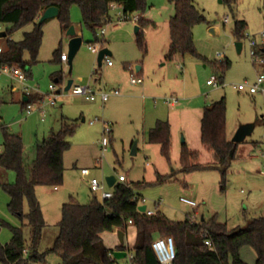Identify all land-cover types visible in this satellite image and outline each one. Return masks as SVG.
Segmentation results:
<instances>
[{"label":"rangeland","instance_id":"obj_1","mask_svg":"<svg viewBox=\"0 0 264 264\" xmlns=\"http://www.w3.org/2000/svg\"><path fill=\"white\" fill-rule=\"evenodd\" d=\"M194 2L204 16V21L193 30L195 47L201 57L184 61L181 56L172 61L165 59L170 43L169 22L175 15L174 6L168 0H146L144 11L139 10L130 20L121 22L122 8L116 7L111 12V22L96 34L83 23L80 6L72 5L71 22L76 27L77 36L83 39L73 58L72 68L68 63H61L59 58L56 62L54 57L56 51L69 55L71 38L67 35L68 30L61 29L58 18L48 20L43 27L44 40L38 61L32 64L26 83L6 75L0 78V152L4 150L2 127H6L8 132L22 136L24 162L29 168L36 158L37 139L48 136L51 131H59L63 118L78 120L75 133L67 137L71 149L64 155V176L74 190H82V195L77 197L74 194L79 191L72 190L69 201L75 199L88 204L96 196L101 200L99 195L91 192L81 175V169L89 167L92 176L99 180L124 176V184L138 186L140 206L145 205L175 222L183 221L197 211V218L209 220L217 217L232 230L243 228L251 219L264 215V94L251 95L248 91L236 89L240 84H255L258 74L264 73V64L258 63L264 56L252 55L248 38L255 39L260 50V44L264 43L261 37L264 32V0H235L232 5L223 0ZM140 17L156 23V27L142 28L147 54L137 43L136 27L140 26ZM226 17L230 19L228 23ZM236 20H245L247 24L240 40L243 44L241 52L237 51L235 44L238 42L234 34ZM10 28V25H1L0 32H7ZM30 29L31 26H27L15 31L12 38L22 40ZM211 29L215 30L214 34L210 33ZM3 44L4 39H0L1 47ZM89 44H97L101 50L108 49L113 66L108 67L105 60L100 66L98 54L89 50ZM24 59L30 60L28 52H25ZM227 59L231 66L223 81L218 79L217 88L208 86V80L220 76L219 65ZM137 66L142 67L140 73L136 72ZM24 72L27 73V69ZM132 72L144 80V87L139 86L141 89L130 84ZM58 78L61 80L57 82ZM69 80L74 85H90L94 91L120 89L122 95L111 97L106 104L89 102L71 90H65ZM51 85L55 87L54 91L50 89ZM25 86L33 98V111L29 115L26 106H22L23 98L28 97ZM58 90L60 94H56ZM35 94L40 98L35 99ZM168 98L177 99V104L171 105ZM222 98L227 103V133L231 141L240 126L255 124L254 132L243 143L236 144V154L226 175L225 192L221 190L220 170L205 168L185 173L181 171L180 163L182 146L188 140L189 149L199 152V163L207 166L215 162L212 153L201 145L199 133L204 108ZM52 99H56L54 104ZM96 118L100 122L90 125V121ZM158 120H168L171 126L170 160L163 156L160 145L149 142L150 130ZM102 122L112 129L105 151L101 147ZM252 141L259 143L257 147ZM134 144L137 147L135 155L132 154ZM8 173L13 175L10 180L6 177ZM160 175L165 178L164 183L158 182ZM15 180L14 171L0 167L2 244L11 241L10 225L19 227L22 224L10 212L9 195L2 188L3 184H12ZM46 198L41 194L49 225L43 230L40 253L53 247L62 217L61 205L49 206ZM181 198L195 201L197 207L182 203ZM24 210L29 211L27 202ZM24 234L29 243V227H24ZM134 235V229L129 227L128 243L133 242ZM104 237L109 246L116 240L111 232H106ZM42 264L62 262L58 256L49 254Z\"/></svg>","mask_w":264,"mask_h":264},{"label":"trees","instance_id":"obj_2","mask_svg":"<svg viewBox=\"0 0 264 264\" xmlns=\"http://www.w3.org/2000/svg\"><path fill=\"white\" fill-rule=\"evenodd\" d=\"M175 9V15L169 22L170 43L165 56L167 61L177 56L200 58L195 47L194 28L204 21L203 14L197 9L194 0H168ZM235 0H223L232 5ZM72 5L80 6L83 23L95 34L99 29L108 25L111 12L116 7L122 8L123 18L128 21L139 10H145L146 0H0V24L10 25L7 38L4 39L0 52V67L7 65L11 68L27 69V75L32 64L38 61L44 37V22L39 25L43 12L50 7L59 9L57 17L63 31L73 25L70 18ZM137 43L147 54V45L142 32L143 27L154 26L156 23L140 17ZM33 25V29L24 34L22 40L12 38L15 31ZM245 20H236L234 34L240 42L246 29ZM25 52L30 60L24 59ZM60 51L54 53L55 61L60 60ZM262 56V50L256 52ZM231 61L225 60L219 65L223 81L225 72L230 68ZM141 72V71H140ZM139 72V73H140ZM61 78H58L57 82ZM60 94V93H59ZM26 97V96H25ZM22 101L25 107L33 100ZM78 120L62 119L59 131L51 132L48 136L37 139L36 158L31 167L24 162V142L21 135L4 131V150L0 152V167L16 173L12 184H3L2 188L9 195L8 208L20 219L21 226L10 225L11 241L7 244L0 242V264H35L45 261L49 254L58 256L62 264H118L113 258V250L106 247L102 235L106 232H126L131 220L137 230V240L132 249L131 264H159L153 243L155 236H172L175 243L176 259L173 264H245L241 260V249L250 247L257 255V264H264V215L251 219L243 228L230 230L226 223L217 217L207 220L197 218L196 211L189 214L183 221L175 222L156 212L148 216L139 211L140 195L137 185L130 186L116 183L113 187L114 196L109 200H99L97 196L88 204H82L71 199L61 207V221L58 223L59 233L53 247L45 253L39 252L43 230L46 221L37 196L39 188L60 187L64 183V154L71 149L67 140L75 133ZM149 142L161 146L163 156L170 160L171 126L168 120H158L150 130ZM201 142L204 148L211 152L215 162L203 165L198 162L199 152L191 150L186 143L181 151V171L190 173L200 169L214 168L221 171V190H226V175L236 154V144L228 139L227 134V103L226 99L207 106L201 118ZM258 145V142H256ZM235 149L234 156L230 153ZM163 176L158 177L159 183H164ZM142 186V185H139ZM25 202L29 211L24 210ZM27 222L25 224L24 222ZM24 227L30 228L28 243ZM210 240L213 249L205 241ZM128 252L125 244L118 247ZM25 251L28 252L25 255Z\"/></svg>","mask_w":264,"mask_h":264},{"label":"built area","instance_id":"obj_3","mask_svg":"<svg viewBox=\"0 0 264 264\" xmlns=\"http://www.w3.org/2000/svg\"><path fill=\"white\" fill-rule=\"evenodd\" d=\"M230 21L229 17L225 18V22L228 23ZM121 22V21H120ZM1 28V24H0ZM102 34H105V31L102 30ZM262 39H264V32L261 34ZM250 40V44L253 48L252 55L253 56H259L256 54L258 49V43L255 39H252L250 36H248ZM89 50L92 53L99 54L101 51V47H98L97 44H89ZM2 51V48H0V52ZM105 62L107 66H113V62L108 58V56L105 57ZM61 61L67 63L69 61V56L65 53L61 55ZM258 63L264 64V58L259 59ZM9 76L12 79H16L18 82L25 84L28 77L27 73L24 72L21 68L14 67L11 68L7 65L0 67V78L3 76ZM130 83L132 85L141 86L144 84V80L136 75H132L130 78ZM207 84L209 86H213L215 88L218 87V79L216 77H212V79L208 80ZM68 85V82L66 86ZM14 90L16 88H13ZM50 89L52 91L55 90V87L53 85L50 86ZM236 89L238 91H248L251 95H254L256 93L261 92L264 94V73H259L257 76V81L253 85H249L248 83L240 84L236 86ZM70 90L72 93L76 96L83 97L87 101L95 102L98 99L102 102V104H105L109 101V99L112 96H121L122 92L120 89H113L111 91L101 90L99 92H96L92 90V87L90 85H74L72 84ZM24 91L26 92L25 95H28L29 88L28 86L24 87ZM56 94H59L56 92ZM30 96V95H28ZM56 99H52V104L55 103ZM167 102L171 105L177 104V99H171L168 98ZM33 111V104L29 102L26 105V113L29 115ZM100 122L99 118H96L94 120L90 121V125H94L95 123ZM103 124V139L101 142L102 150L105 151L109 145V137L112 133V129L109 124L106 122H102ZM264 174V173H263ZM82 175L84 177H89L91 175V168H83L82 169ZM116 182L125 183L126 178L124 176H120ZM90 184V190L93 194L99 195L100 199L102 201L112 199L114 196L113 188H110L108 186L107 180H99L97 177H91L89 180ZM181 202L193 207H197V204L195 201L189 200L187 198H181ZM160 205V202L157 203V206ZM148 216H153L156 214V211L150 210L146 208V211L144 212ZM132 221H129V225H132ZM205 244L210 248L213 249V245L211 244L210 240H206ZM153 249L155 251V254L157 256V259L159 261V264H173L176 259V251H175V243L172 236H163L156 239L153 243ZM28 252L25 251V255H27ZM132 257V255H131ZM42 264V263H38Z\"/></svg>","mask_w":264,"mask_h":264},{"label":"crops","instance_id":"obj_4","mask_svg":"<svg viewBox=\"0 0 264 264\" xmlns=\"http://www.w3.org/2000/svg\"><path fill=\"white\" fill-rule=\"evenodd\" d=\"M31 26V29H30V31L33 29V25H30ZM29 32V31H28ZM43 40H44V37H43ZM42 45H43V43H42ZM2 45H0V48H2L1 47ZM260 50H262V52H263V56H264V43H262V44H260ZM42 48V47H41ZM60 62L61 63H65V62H63V61H61V58H60ZM68 64H69V61L67 62ZM109 67V66H108ZM110 67H112V66H110ZM141 71H142V69H141ZM131 75H134V73L132 72L131 73ZM131 84V83H130ZM132 85V84H131ZM132 86H134V87H137V88H140L141 89V87H139V86H137V85H132ZM141 86H143L144 87V84L143 85H141ZM209 86V85H208ZM101 90H103V89H98L96 92H99V91H101ZM111 91V90H110ZM122 95V94H121ZM33 96H35V99H37V97H39L40 98V95H38V94H35V95H33ZM112 97H119V96H112ZM87 101V100H86ZM89 102H91V101H89ZM95 102H99V103H102L99 99L97 100V101H95ZM107 103V102H106ZM105 103V104H106ZM205 109V108H204ZM204 111V110H203ZM203 115V114H202ZM264 120V119H263ZM83 121H85V119L83 118ZM51 132H56V131H51ZM50 132V133H51ZM49 133V134H50ZM48 134V135H49ZM228 134V133H227ZM20 135V134H19ZM44 137H46V136H44ZM43 137V138H44ZM199 137H200V143H201V145L203 146V144H202V142H201V124H200V133H199ZM42 139V138H41ZM228 139L230 140V138H229V135H228ZM189 143V140H188V142H187V144ZM253 145H255V147H257V145H256V141H252L251 142ZM259 144V143H258ZM65 155V154H64ZM242 160H244V161H248V160H250V159H244V158H242ZM66 165H65V162H64V167H65ZM84 168H89V167H84ZM83 169V168H82ZM82 169H81V175H82ZM65 170H66V167H65ZM65 174V173H64ZM83 176V175H82ZM6 177H7V180H10L11 178H13V175H10V173H8L7 175H6ZM91 177H95V176H92V174L89 176V177H84L83 176V178L84 179H86V182L89 184V180H90V178ZM116 183H118V182H116ZM89 186H90V184H89ZM79 191L80 189H78V190H74L73 189V187H72V185H71V183H70V181L66 178V176H64V183H63V185L62 186H60V187H52V188H39L38 190H37V196H38V199H39V201H40V204H41V208H42V212H43V215H44V219H45V221H46V226L47 225H49V221H48V218H47V215H46V213H45V208H44V206H43V204H42V202H41V200H40V196H41V194H43V196H47V198H46V201H47V205H61V207H62V205L65 203V202H67V201H69V198L71 197L70 195V192L71 191ZM82 191V190H81ZM81 191H79V192H77L76 194H74V195H76L77 197H81ZM72 193H75V192H72ZM48 195H51L50 196V201H48ZM50 202V203H49ZM48 206V207H49ZM197 212V211H196ZM255 218H257V217H255ZM249 222V221H248ZM129 227H132L133 229H134V239H133V242L130 244V243H128L127 242V231L125 232V242H124V244L128 247V249H129V251L127 252V257L125 258V259H121V260H117L118 261V264H131L130 263V261H129V257H131V255H132V249L134 248V245H135V243H136V240H137V230H136V228L133 226V225H130ZM128 227V228H129ZM128 230V229H127ZM118 232V231H117ZM117 232H113V233H111V234H113L115 237H116V240H115V242H114V244L112 245V246H109V244H107L106 243V241H105V237H104V234L102 235V238H103V240H104V243H105V245H106V247L107 248H109V249H111V250H113V251H121V250H119L118 249V247L121 245V243H120V241H119V238H118V235H117ZM159 238V236H156L155 237V239H158ZM123 252H126V251H123ZM241 260L245 263V264H257V255H256V253L254 252V250L252 249V248H250V247H248V246H246V247H243L242 249H241Z\"/></svg>","mask_w":264,"mask_h":264},{"label":"water","instance_id":"obj_5","mask_svg":"<svg viewBox=\"0 0 264 264\" xmlns=\"http://www.w3.org/2000/svg\"><path fill=\"white\" fill-rule=\"evenodd\" d=\"M59 16V9L57 7H50L48 9H46L40 20H39V25L43 24L44 22L53 19V18H57ZM136 32H138V26L136 27ZM210 33L214 34L215 30L211 29ZM67 35L71 38L70 42H69V48H70V52H69V65L72 68V61L73 58L75 57L76 53L78 52V50L80 49L83 39L81 37L77 36V30L75 26H71L69 28V30L67 31ZM7 32H0V39H5L7 38ZM236 48L238 52H241L243 44L241 42H236ZM106 56H111V52L108 49H103L100 51V53L98 54V63L101 66L105 57ZM142 67L141 66H137L136 67V72L139 73L141 71ZM71 72V69H70ZM73 84L72 80L68 81V85L66 86L65 90L69 91L71 86ZM57 93H60V90L57 91ZM23 101L27 102L28 98L24 97ZM255 130V124H245L239 127V129L237 130V132L235 133L232 142L234 144H239V143H243L247 137H249ZM137 153V147L136 144H134L133 146V150H132V154L135 155ZM235 153V149H233L230 153V157L232 158L234 156ZM107 183L108 186L110 188H113L116 184L117 179L115 177H107ZM139 211L144 213L146 211V206H140L139 207ZM202 219H204V217H202ZM119 241L121 244H124L125 242V232L124 231H118L117 232ZM127 257V252H123V251H114L113 252V258L116 260H121V259H125Z\"/></svg>","mask_w":264,"mask_h":264}]
</instances>
